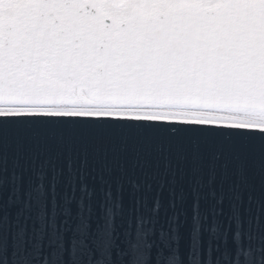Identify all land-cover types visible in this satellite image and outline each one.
<instances>
[{"label":"snow or ice","instance_id":"snow-or-ice-1","mask_svg":"<svg viewBox=\"0 0 264 264\" xmlns=\"http://www.w3.org/2000/svg\"><path fill=\"white\" fill-rule=\"evenodd\" d=\"M0 264H264V0H0Z\"/></svg>","mask_w":264,"mask_h":264},{"label":"flooded vegetation","instance_id":"flooded-vegetation-1","mask_svg":"<svg viewBox=\"0 0 264 264\" xmlns=\"http://www.w3.org/2000/svg\"><path fill=\"white\" fill-rule=\"evenodd\" d=\"M17 2H25V0H17Z\"/></svg>","mask_w":264,"mask_h":264}]
</instances>
